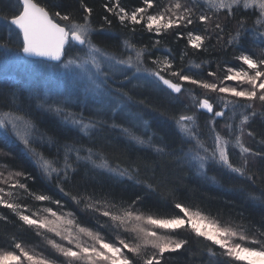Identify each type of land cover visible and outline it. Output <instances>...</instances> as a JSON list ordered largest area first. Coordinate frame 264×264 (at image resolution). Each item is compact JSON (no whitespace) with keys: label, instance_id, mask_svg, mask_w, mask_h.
I'll list each match as a JSON object with an SVG mask.
<instances>
[{"label":"snow or ice","instance_id":"obj_1","mask_svg":"<svg viewBox=\"0 0 264 264\" xmlns=\"http://www.w3.org/2000/svg\"><path fill=\"white\" fill-rule=\"evenodd\" d=\"M73 5L0 0V55L70 86L0 92V264H264V215L189 195L213 167L264 185V0H104L98 26L89 0ZM117 25L116 44L94 41ZM144 91L171 112L178 143L131 111L148 108ZM113 130L147 154L113 162ZM254 199L264 205V188Z\"/></svg>","mask_w":264,"mask_h":264},{"label":"trees","instance_id":"obj_2","mask_svg":"<svg viewBox=\"0 0 264 264\" xmlns=\"http://www.w3.org/2000/svg\"><path fill=\"white\" fill-rule=\"evenodd\" d=\"M103 2L104 0H89V3L94 7V11L96 13L95 19L97 21V26L99 23H102V21H99V16L102 14L100 4ZM125 2L131 5L134 0H125ZM64 4L68 6L70 10L74 6L73 0H64ZM119 32L120 29L117 25L116 27H113L111 31L95 36L94 41L101 47L104 45H114L117 43ZM6 34V30L0 29V37L6 38ZM169 46L174 49L177 62H179V53L184 47V42L175 41L173 38ZM189 51L191 52L190 49ZM203 58V56L199 57L197 62H199V59ZM18 72L19 71H13L12 76H9L7 73L0 75V92L6 93L9 87L24 91L25 93L27 90L32 89V87L27 85L25 80H18V77L16 76V74H19ZM26 73L28 74V72ZM43 77L44 76L42 75L39 76V78ZM11 78L13 81H11ZM57 85L58 86L56 87L55 84L50 85L52 87H48L46 90L52 89L58 91L60 89L59 81L57 82ZM145 97L148 98V108L133 107L131 108V111L133 113L141 112L143 114V120L150 121L151 132L156 133L158 137H163L171 144L178 143L176 129L174 128L173 123L168 119L171 112L169 111L163 116L160 114L164 111V106L161 104V101L156 98L154 93L144 91L143 95H135L136 99H142ZM75 110H78V107ZM118 122L124 127L130 129L129 135L136 134L142 136L144 134V129L141 123L131 117L121 115L118 117ZM40 123L51 133H56L61 136L71 135L67 128L61 125L58 118L53 115L40 117ZM102 135L110 142L108 155L113 162L117 159H125V153L130 154L133 157H142L147 154L144 149L137 148L129 139L122 135L119 130L106 131ZM8 149L12 151L15 157L13 162L17 167H22L28 170L32 169L31 163L20 151L19 147L9 144ZM194 169L195 165H193V171ZM175 175L183 176L184 173L176 172ZM207 176L214 179L206 178L204 180H195L190 184V187L195 189V191L189 193L193 199L203 201L204 204L212 209L222 208L225 212H243L245 215L256 220H259L261 215H264V205H261L259 200L254 199V197L262 196V188H264V185L259 184V182L254 185L251 182L244 181L234 174L215 167L208 170ZM184 259L185 257L182 256L181 261Z\"/></svg>","mask_w":264,"mask_h":264},{"label":"rangeland","instance_id":"obj_3","mask_svg":"<svg viewBox=\"0 0 264 264\" xmlns=\"http://www.w3.org/2000/svg\"><path fill=\"white\" fill-rule=\"evenodd\" d=\"M5 36L7 38V34ZM13 71H19V74H16L18 80H25L27 85L32 88H41L46 91V88L52 87L50 85L55 84V87L58 86V81L60 85V89L58 91H68L70 87L68 82L62 78L57 77L54 79H46L42 71L34 65L22 63L17 61L15 58L0 55V75L7 73L9 76H12ZM26 72H28V74ZM41 75L44 77L39 78ZM11 81H13L12 78Z\"/></svg>","mask_w":264,"mask_h":264}]
</instances>
